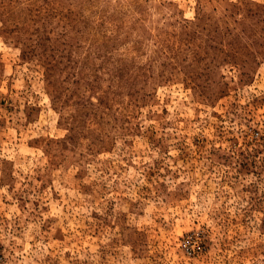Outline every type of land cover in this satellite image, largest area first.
Instances as JSON below:
<instances>
[{"label": "rangeland", "instance_id": "374dc122", "mask_svg": "<svg viewBox=\"0 0 264 264\" xmlns=\"http://www.w3.org/2000/svg\"><path fill=\"white\" fill-rule=\"evenodd\" d=\"M0 264H264V0H0Z\"/></svg>", "mask_w": 264, "mask_h": 264}, {"label": "built area", "instance_id": "2783aa9c", "mask_svg": "<svg viewBox=\"0 0 264 264\" xmlns=\"http://www.w3.org/2000/svg\"><path fill=\"white\" fill-rule=\"evenodd\" d=\"M182 248H185V245L184 244H182Z\"/></svg>", "mask_w": 264, "mask_h": 264}]
</instances>
